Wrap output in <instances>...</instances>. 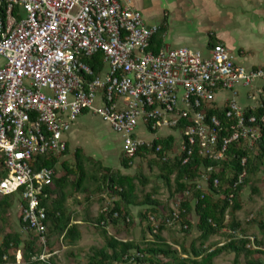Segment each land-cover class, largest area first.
Segmentation results:
<instances>
[{"label":"built area","instance_id":"1","mask_svg":"<svg viewBox=\"0 0 264 264\" xmlns=\"http://www.w3.org/2000/svg\"><path fill=\"white\" fill-rule=\"evenodd\" d=\"M3 6L0 193L18 197L23 229L37 233L43 246L41 260L50 257L42 199L57 166L38 168V157L65 152L66 131L85 112L100 116L122 136V152L129 157L161 137L162 127L180 134L175 137L179 145L164 160L184 151L191 155L187 143L197 139L204 155L217 159L233 142L241 140L248 148L264 142V113H245L264 106V66L239 63L224 44L213 45L208 54L164 45L154 52L150 46L159 26L147 24L140 10L120 0H3ZM98 53H103L104 69L95 75L86 60ZM242 86L255 88L251 106L238 100ZM205 104L227 107V117L234 119L222 140V131L229 129L208 114ZM183 120H188L185 130H176ZM141 123L155 136L152 141L138 137ZM245 176L244 170L238 183ZM208 178L205 172L197 183L205 186ZM179 218L178 211L166 221L173 224ZM22 263L19 252L16 264Z\"/></svg>","mask_w":264,"mask_h":264},{"label":"trees","instance_id":"2","mask_svg":"<svg viewBox=\"0 0 264 264\" xmlns=\"http://www.w3.org/2000/svg\"><path fill=\"white\" fill-rule=\"evenodd\" d=\"M1 12L4 14V6ZM162 44L163 38L158 32L151 41L150 49L158 52ZM86 62L95 75L104 69L103 53L87 58ZM208 106L204 105L208 114L217 115L222 127L229 129L222 131V140L224 135L230 134L234 119L227 117V107ZM245 113L261 117L264 106L257 109L247 108ZM187 124L188 120H183L175 129L184 131ZM147 125L150 131L157 132L150 122ZM185 139L188 141L187 135ZM178 145L171 133L155 138L150 146L141 147L133 157L124 153L121 157V165L127 170L133 168L138 158L147 160L151 170L157 169L158 177L169 188L170 195L176 197V201L180 198L176 209L160 200L159 187H153L149 192L144 190L150 183V178L144 174L142 164L135 173H124L121 168L106 166L102 161L87 155L84 148L77 147L73 163L63 161L65 173L54 176L53 185L45 189L48 196L42 199L47 213L45 223L50 252L53 254L65 245L74 246L82 240L81 225L73 223L69 200L80 201L78 197L83 196L84 200L90 201L94 196L108 195L114 199L113 202L107 204L95 218L90 214L86 216L87 222L101 231L105 240L103 246L92 247L86 264H216V258L225 252L235 254L234 264H239L241 256L245 257V264H264V240L257 235H253L252 239L248 227H243L237 218V213L243 208L244 190L250 188L253 194L260 193L258 183L262 182L261 178L264 180V142L259 143V148H248L241 140L233 142L228 146L224 157L217 159L205 156L202 144L197 139L194 144L187 143V147L192 149L191 155L184 151L164 160L163 155ZM158 146H161V150H157ZM68 152L67 148L58 157H38L42 160L38 168L55 167ZM186 157L188 160L185 162ZM245 157L247 161L243 164ZM244 170L246 176L238 183ZM2 172L0 170V175ZM205 172L209 181L207 185L200 187L197 182ZM14 197L13 194L0 193V233L3 234L0 261L3 264H16V254L21 252L23 264H56L53 255L49 261L31 260L32 256L41 252L33 234L32 239L25 240L21 232L10 228L7 230L11 224L8 213L14 205ZM131 205L148 206L149 209L140 213L142 221L147 223L141 240L135 237L124 240L117 236L122 232L130 235L135 227ZM178 211L180 218L169 224L166 220L173 219L174 213ZM193 213L198 216L196 224L193 222ZM247 224H258L264 232V218L260 212ZM112 225L121 228V231L116 232L117 235L109 234L108 227ZM195 227L200 234L190 245L184 238L180 241L173 235L174 231H180L188 236ZM166 230L172 235V243L164 235ZM218 234L226 235L229 241L223 245L212 242L211 238ZM5 255L8 256V261L3 260Z\"/></svg>","mask_w":264,"mask_h":264},{"label":"crops","instance_id":"3","mask_svg":"<svg viewBox=\"0 0 264 264\" xmlns=\"http://www.w3.org/2000/svg\"><path fill=\"white\" fill-rule=\"evenodd\" d=\"M120 1L140 10L147 24L159 26V33L163 38L162 46L164 45L170 48L185 47L189 50H201L204 54H208L212 46L216 42H219L232 50L239 63L249 68L264 66V0ZM2 6L3 0H0V11ZM254 89L246 86L239 88L238 100L243 106H251L252 102H254L251 97L255 94ZM87 114L89 112H85L81 116ZM66 141L69 152L64 154L56 165L59 175L65 173L62 165L63 161L67 160L71 162V158L74 160L76 148L82 147L79 145V140H77L73 149L69 139H66ZM120 141L121 146L118 151L110 150L105 152L104 157L106 160H108V156L112 153L123 154V139L121 135ZM90 157L102 161L94 156ZM122 171L126 173L123 168ZM80 197H78L80 201H77L79 204L78 207L88 202L81 200ZM130 207L132 213H134L135 206L131 205ZM91 209L89 205H83L77 210V212L85 211L84 215L82 212L78 215L76 214L77 212L74 213L70 209L73 214V223H78L79 225L84 224L87 221V214L93 216ZM80 228L82 231V226ZM117 231H121V228L108 227L109 234L117 235ZM138 232L139 229L135 227L130 235L119 232L120 234L117 236L118 238H122L119 236L123 235L124 238L122 239L127 240L134 238ZM58 251L54 253H58Z\"/></svg>","mask_w":264,"mask_h":264},{"label":"rangeland","instance_id":"4","mask_svg":"<svg viewBox=\"0 0 264 264\" xmlns=\"http://www.w3.org/2000/svg\"><path fill=\"white\" fill-rule=\"evenodd\" d=\"M173 133V135L179 139L180 134L174 133L170 129H167L166 127L160 128L157 136H164L167 134ZM66 139H69L70 145L72 146V149L75 147V143L77 140H79V145L82 146L89 156H94L98 159H101L104 162V165L110 166L111 168L117 169V168H123L121 165V154H110L108 156V160L105 159L104 154L106 151H118L121 146L120 141V135L115 132L111 126L104 122L103 119L90 112L87 115L80 116L74 124L70 125V128L68 131H66ZM138 137L146 140V141H152L155 136H153L146 128V126L141 123L138 128ZM65 159V157H64ZM63 159V160H64ZM74 160L71 158V162L73 163ZM142 164V169L144 174L149 176L150 183L146 186L144 189L146 192H149L153 189V187H159V195L158 197L160 200H162L164 203L168 204L172 208H177V204H179V199L176 201V197L173 198L170 194L169 188L164 184V181L158 177V170L154 169L151 170L149 168L147 160H141L137 159L133 168L127 170H123L126 173H135L139 167V165ZM260 177H262V174H259ZM262 182L260 181L258 183V186L260 187V193L253 194L250 188H247L244 190L242 196H243V208L237 213V218L241 221L243 224V227H248L249 234L257 235L260 239L264 240V232L260 230L258 224H250L248 225L247 222H249L250 219L256 218L257 214L259 212L261 213V216L264 218V180L261 178ZM81 200H84V197H80ZM113 198H110L108 195L104 196H94L90 201L85 202L81 205H89L90 209L92 210V215L95 218L98 216L99 212L103 210V208L109 204L110 202H113ZM68 205L70 209L75 213L77 210H79L78 207L79 204L74 199L69 200ZM78 207V209H77ZM148 209V206H135L134 207V218L136 220L135 227L139 229V232L135 234V238L137 240H141L142 236L144 235L146 225L147 223L145 221H142V217L140 215L141 212H145ZM82 214L84 215L85 211L77 212L76 214ZM8 218L11 222L10 226L7 228V230L12 229L15 231L21 232L23 238L26 239H32V234L34 237H36V244L39 248H41V252L32 256L31 260H41L39 257L42 253H44L43 246H41L38 235L35 234V232L30 233L29 231H26L23 229L21 222H20V201L17 196L14 197V205L9 210ZM86 221V220H85ZM198 221V216L193 213V222L196 224ZM82 226L83 231V238L81 241L77 243V245L74 246H63L58 253H54L53 258L56 264H86L88 262V255L91 251L92 247H101L105 244V240L103 237L102 232L96 229L92 223L84 222ZM115 227V226H111ZM134 227V228H135ZM116 234V233H115ZM200 234L198 229L195 227L193 229V232L190 235H186L183 232L180 231H174L173 235L176 236L180 241L184 240L188 245H190ZM164 235L167 237L168 241L172 243V235L169 231H164ZM119 237H123V235H120ZM151 238V235L148 236ZM3 240V234L0 233V243ZM212 242L218 243L220 245H223L224 243L229 241V238L224 234H218L211 238ZM48 247V246H47ZM48 254H50V257L52 256V253L48 249ZM73 253L74 255L72 256ZM49 257V258H50ZM49 258L43 261H49ZM235 260V254L225 252L221 254L219 257L216 258V264H234ZM12 264V263H10ZM23 264V263H22ZM239 264H245V257L241 256Z\"/></svg>","mask_w":264,"mask_h":264}]
</instances>
